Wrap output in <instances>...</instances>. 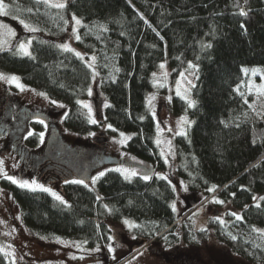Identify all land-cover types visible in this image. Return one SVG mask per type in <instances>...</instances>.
Returning a JSON list of instances; mask_svg holds the SVG:
<instances>
[{
  "label": "trees",
  "instance_id": "obj_1",
  "mask_svg": "<svg viewBox=\"0 0 264 264\" xmlns=\"http://www.w3.org/2000/svg\"><path fill=\"white\" fill-rule=\"evenodd\" d=\"M3 2L13 21L23 20L37 31L31 55L14 47L0 50V71L17 73L24 83L64 104L63 124L73 132H98L107 123L116 132L130 133L123 150L139 158L150 177L145 180L140 173L125 179L108 169L94 188L63 181V202L50 192L1 178L30 230L39 237L78 239L95 247L109 241L110 223L129 218L144 244L161 238L194 243L211 231L236 253L264 263V110L253 106V90H243L253 73L246 78L245 70L264 67V0H67L64 8L42 0ZM72 16L81 20L75 46L95 58L98 87L107 100L102 122L91 123L78 103L91 84V67L77 51L60 47ZM165 56L171 78L190 63L196 73L192 106L179 96L172 97L171 106L176 115L191 118L185 134L174 138L176 173L199 198L173 226L178 218L171 206L175 192L155 140L156 117L146 101ZM37 141L35 134L27 144ZM212 197L230 204L240 217L228 214L226 222L210 217L206 228L192 229L186 222L189 214ZM0 264H11L1 249Z\"/></svg>",
  "mask_w": 264,
  "mask_h": 264
},
{
  "label": "rangeland",
  "instance_id": "obj_2",
  "mask_svg": "<svg viewBox=\"0 0 264 264\" xmlns=\"http://www.w3.org/2000/svg\"><path fill=\"white\" fill-rule=\"evenodd\" d=\"M66 1L49 0L48 4L53 6L58 3L65 4ZM3 4L4 8L0 11V50L14 47L20 52L19 45L24 42L28 44L30 51L28 42L31 43L34 31L26 29L19 19L13 21L10 18V12H8V5L5 2ZM73 17L78 19L81 24L79 17L72 16L69 22V30L60 39L59 43L60 45H69L71 49L81 54V58L88 65H91L93 71L92 81L86 97L82 99L83 102L90 105L91 113H89L88 108L84 107L83 104L81 105L89 114L91 120L102 122L104 121L103 111L107 105V100L98 87V76L94 69L93 55L78 51L75 46L80 24L77 25ZM30 28L32 27L30 26ZM73 28L76 29L75 32H73ZM161 64L164 65V68L160 67ZM254 69L256 73L258 72L257 74L261 73L262 77L260 75L257 77L251 72L250 79L243 90L245 92L253 90L255 92L253 93V106L264 110V95H258L260 86L264 85V67H250L245 71V76L247 78L248 72ZM0 73L6 77L12 75L19 77L18 82L24 86L21 89L17 87L15 82L0 79V179L13 177L16 181H28L29 183L35 180L38 184L51 189L52 192L61 197L60 183L68 180H81L79 174H74L71 179L61 177L52 179L49 173L40 174L35 169L33 160L30 159L26 162L28 166L24 165L20 153H18L19 145H22V143L17 144L16 149L14 147L16 143L14 136L19 135L23 139L26 131L20 130L19 126H14V130L7 128L8 133L2 131V123L7 121V103L11 100L18 101L20 115L25 116L26 109L35 114L33 121L28 123V126L32 129L28 134L37 135L36 145L46 146L48 138L52 134L50 130L53 129L56 132L55 135L62 141L75 149L81 147L87 150V155L95 158L89 166V180L84 182L92 188L96 184V180L93 182V177H99V173H104L108 169H135L137 174L145 175V169L140 167L143 164L142 161L125 152L123 150L124 143L119 142L128 137L130 133L116 132L112 127L109 128L107 123L102 125L98 132L85 134L73 132L63 124V116L66 112L64 104L53 101L44 94L41 95L42 92L24 83L17 73L1 71ZM170 73L168 58L165 56L153 73L155 74L153 75V89L147 94L146 101L149 109L156 117L155 140L156 143L159 141L157 145L166 163L165 175L169 177L175 188L171 206L175 204L174 212L178 218L172 224L173 226L180 221L188 206L194 203L195 198H199V194H190L187 191L185 182L176 173L174 138L177 134H185L186 128L191 124V118L186 113L176 115L171 106L173 96H179L188 104L190 101L192 102L191 86L196 79V73L194 67L188 68L174 78H171ZM177 81H179V84ZM178 88L179 95H177ZM89 89H91V94H89ZM121 133L124 134L123 137ZM41 134L43 135L41 136ZM120 173L125 177L123 172ZM214 200L222 201L217 197H212L202 205L196 206L194 211L189 214L190 216L186 222L191 225L192 229L198 231L206 228L210 217L215 219L219 217L218 221L220 222H226L225 218L228 214L236 213L233 216L235 218L240 217L239 212L230 204L217 203ZM125 220L136 225V222L129 218L110 223L109 241H104L95 247H89L78 239L39 237L25 224L19 205L9 191L0 185V249L11 264H111L139 246L141 247L119 264H264L263 262H252L236 253L216 239L211 231H209L206 239L203 241L197 240L194 243L171 242L166 238H161L144 244L143 238L135 234V226L130 228L124 223ZM177 226L178 229L175 226L173 231L175 235L180 232V224L178 223ZM170 227L171 225L168 226V228Z\"/></svg>",
  "mask_w": 264,
  "mask_h": 264
},
{
  "label": "flooded vegetation",
  "instance_id": "obj_3",
  "mask_svg": "<svg viewBox=\"0 0 264 264\" xmlns=\"http://www.w3.org/2000/svg\"><path fill=\"white\" fill-rule=\"evenodd\" d=\"M7 105V121L2 123V131H7L6 133H8L7 128L14 130V126H19L20 130L26 131V135L23 139H21L19 135L14 136V140L16 141L14 145L15 148L17 147V144L19 145L22 143V145H19L20 148L18 153H20V157L25 166H28L26 162L30 159L33 160L34 167L40 172V174L45 172L49 173L52 176V179H58V177L71 179L74 174L82 175V171L78 170V161H75V158H83L84 162L87 163H93L95 160L94 157H89L87 155V150L81 147L79 149H75L62 141V139L55 135L56 132L53 129L50 130V133L52 132V134L51 137L48 138L46 146H30L27 144V140L35 134H28L29 131H32V129L28 126V123L33 121V116L35 114L27 111L26 109V115H20L18 109L19 103L17 100H11L7 103ZM23 153L25 155L24 158ZM75 162L77 164L74 165ZM88 167L89 164H87V168Z\"/></svg>",
  "mask_w": 264,
  "mask_h": 264
},
{
  "label": "snow or ice",
  "instance_id": "obj_4",
  "mask_svg": "<svg viewBox=\"0 0 264 264\" xmlns=\"http://www.w3.org/2000/svg\"><path fill=\"white\" fill-rule=\"evenodd\" d=\"M44 3H46V4L49 3V0H44ZM53 6H54V7H57V8H64V7H65V5H64L63 3H58V4H55V5H53ZM3 8H4L3 0H0V11H2ZM28 11H31V9H28ZM241 15H246V13L241 12ZM73 19H75V22H76L77 25L80 24V21H79L78 19H76L75 17H73ZM20 23L23 24L24 27H25L26 29H29L30 31H37L36 28H30V26L27 25V24H25L23 20H21ZM75 31H76V29L73 28V32H75ZM76 39L78 40V39H80V37L77 35V36H76ZM28 43L30 44V42H28ZM60 47H62V48L65 49V50L73 51V50L69 47V45H67V44L60 45ZM209 47H210V45H209ZM19 49H20V52H21L23 55H31V53H30V51H29L28 44H26V43H24V42H21L20 45H19ZM76 55H77V56H80L81 54H80L79 52H77ZM93 59H95V58L93 57ZM89 67H91V65H89ZM160 67H161V68H164V65L161 64ZM190 67H193V66L191 65V63H190ZM245 71H247V70H245ZM255 72H256V70L254 69V70H253V73L255 74ZM153 75H155V74H153ZM181 75H183V74H181ZM0 79H7L9 82H15V83H17V87H20L21 89H23V87H24L22 84H20V83L18 82V81H19V77L15 76V75H12V76H10V77H6L4 74L0 73ZM177 83L179 84V81H177ZM89 94H91V89H89ZM179 94H180V92H179V88H178V89H177V95H179ZM41 95H43V93H41ZM258 95H264V85H261V86H260V91H259ZM54 103H55V102H54ZM78 103L83 104L84 107L88 108L89 113H91V107H90V105L86 104V103L83 102V101H78ZM192 104H193V102L190 101V102H189V105L192 106ZM182 119H183V118H182ZM90 122H91V123H96V121H95L94 119L90 120ZM41 123H43V121H41ZM108 127L111 128L112 126H111V125H108ZM42 135H43V134H41V136H42ZM121 136L123 137L124 134L121 133ZM126 139H127V137H125V139H122V140L119 141V142L123 144V143H125V140H126ZM157 143H159V141H157ZM115 171H117V172H123V173L125 174V179H129L131 176H134V175L137 174L135 169H122V168H117V169H115ZM103 175H104L103 172L99 173V176H103ZM97 178H98V177H93V182H95V180H96ZM143 178H144L145 180H147V179H149L150 177L147 176V175H145ZM8 179H9V180H12L13 183H18L19 186H20L21 188H28V189H31V190L40 189V190H43V191H45V192H51V194H52L57 200H61V201L63 202V198H62L61 196H59V195H58L57 193H55V192H52L51 189H49V188H45L43 185L38 184L35 180H33L31 183H29L28 181H16L15 178H13V177H8ZM67 182H68V181H66V183H67ZM72 182H73V183H80V184H83V183H84L83 180H76V181H72ZM214 188H215V186H213L212 188H210V189H208V190H209V191H213ZM173 190H175L174 187H173ZM233 195H234V194H233ZM254 199H255V197H254ZM262 199H264V198H262ZM214 202H217V203H223V201H215V200H214ZM172 207H173V210H175V204H173ZM232 215L235 216L236 213H232ZM216 219L219 220L220 218H219V217H216ZM124 223L127 224L130 228L135 226V225L131 224L129 221H127V220H125ZM110 239H111V237H110ZM109 250L111 251L112 249L110 248Z\"/></svg>",
  "mask_w": 264,
  "mask_h": 264
},
{
  "label": "water",
  "instance_id": "obj_5",
  "mask_svg": "<svg viewBox=\"0 0 264 264\" xmlns=\"http://www.w3.org/2000/svg\"><path fill=\"white\" fill-rule=\"evenodd\" d=\"M49 144V143H48ZM75 161H78V170L82 171V175H80L79 178H81V180H83L84 182L89 180V174H90V167L87 168V164H89V166L91 165L90 163L84 162L83 158H75ZM77 164L76 162L74 163V165Z\"/></svg>",
  "mask_w": 264,
  "mask_h": 264
},
{
  "label": "bare ground",
  "instance_id": "obj_6",
  "mask_svg": "<svg viewBox=\"0 0 264 264\" xmlns=\"http://www.w3.org/2000/svg\"><path fill=\"white\" fill-rule=\"evenodd\" d=\"M197 205H198V206H200V205H202V204H200V203H197Z\"/></svg>",
  "mask_w": 264,
  "mask_h": 264
}]
</instances>
